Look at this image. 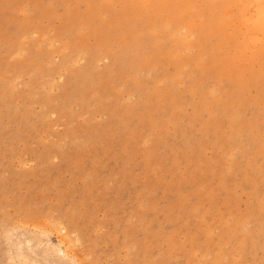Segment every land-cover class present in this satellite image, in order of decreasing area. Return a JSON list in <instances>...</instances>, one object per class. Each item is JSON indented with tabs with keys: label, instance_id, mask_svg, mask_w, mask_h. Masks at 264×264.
<instances>
[{
	"label": "rangeland",
	"instance_id": "1",
	"mask_svg": "<svg viewBox=\"0 0 264 264\" xmlns=\"http://www.w3.org/2000/svg\"><path fill=\"white\" fill-rule=\"evenodd\" d=\"M0 264H264V0H0Z\"/></svg>",
	"mask_w": 264,
	"mask_h": 264
}]
</instances>
